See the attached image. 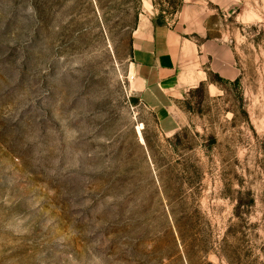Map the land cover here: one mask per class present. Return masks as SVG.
<instances>
[{
  "label": "rangeland",
  "instance_id": "rangeland-1",
  "mask_svg": "<svg viewBox=\"0 0 264 264\" xmlns=\"http://www.w3.org/2000/svg\"><path fill=\"white\" fill-rule=\"evenodd\" d=\"M204 3L232 66L167 135L133 91L144 0H0V264H264V0Z\"/></svg>",
  "mask_w": 264,
  "mask_h": 264
},
{
  "label": "crops",
  "instance_id": "crops-1",
  "mask_svg": "<svg viewBox=\"0 0 264 264\" xmlns=\"http://www.w3.org/2000/svg\"><path fill=\"white\" fill-rule=\"evenodd\" d=\"M185 0L183 9L175 14V20L165 15V9L157 0H144L140 20L131 36V63L133 70V91L140 102L151 111L159 129L167 135L176 133L182 124L181 100L188 90L209 79L199 65L210 63L213 71L217 66L228 68L231 62H221V35H209L208 19L214 12L206 13L205 3L200 9L193 2ZM222 7V0H211ZM179 15V16H178ZM195 26L191 33L207 37L198 42L182 25V18ZM208 26V27H207ZM202 33V34H201ZM227 58V57H225ZM224 58V59H225ZM207 69H210L207 67ZM227 77V76H224ZM230 78V77H227Z\"/></svg>",
  "mask_w": 264,
  "mask_h": 264
}]
</instances>
